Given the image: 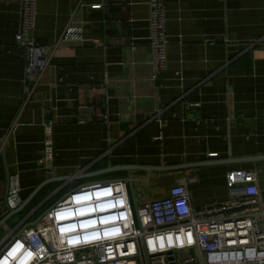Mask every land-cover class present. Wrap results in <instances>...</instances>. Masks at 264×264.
Listing matches in <instances>:
<instances>
[{
  "label": "crops",
  "instance_id": "crops-1",
  "mask_svg": "<svg viewBox=\"0 0 264 264\" xmlns=\"http://www.w3.org/2000/svg\"><path fill=\"white\" fill-rule=\"evenodd\" d=\"M162 1L168 64L153 80L150 0H37L47 64L25 101L21 0H0V201L17 193L0 243L65 192L109 179L127 183L136 207L195 177L188 188L203 207L240 194L227 174L252 169L264 198V161H243L264 155V0ZM47 110L55 175L40 161Z\"/></svg>",
  "mask_w": 264,
  "mask_h": 264
},
{
  "label": "built area",
  "instance_id": "built-area-1",
  "mask_svg": "<svg viewBox=\"0 0 264 264\" xmlns=\"http://www.w3.org/2000/svg\"><path fill=\"white\" fill-rule=\"evenodd\" d=\"M149 3L150 63L152 78L158 80L168 64L166 12L162 0ZM36 18L37 0H21L15 39L26 55L25 101L47 64L44 46L33 34ZM49 112L40 161L55 175L54 122ZM99 116L109 120L106 113ZM87 121L85 113L78 118L80 124ZM195 180L183 178L165 196L136 207L124 180L77 186L41 213L34 212L33 219L24 218L12 228L4 224L9 229L0 243V264H264V198L257 171L231 170L228 184L243 191L227 202L203 207L194 205L188 188ZM16 194L14 190L0 201V218L16 207Z\"/></svg>",
  "mask_w": 264,
  "mask_h": 264
},
{
  "label": "water",
  "instance_id": "water-1",
  "mask_svg": "<svg viewBox=\"0 0 264 264\" xmlns=\"http://www.w3.org/2000/svg\"><path fill=\"white\" fill-rule=\"evenodd\" d=\"M258 160H261V161H264V155H261V156H254V157H250V158H245L243 161H258ZM202 165V164H200ZM186 166H171V170L173 169H180V168H185ZM126 167H124L123 169H125ZM111 170H108V171H114L116 170V167H112L110 168ZM145 170L147 171H152V170H158V169H152V168H144ZM163 170V169H162ZM262 174H259V176H261ZM40 188V186L38 188H36L34 190L33 193H35L38 189Z\"/></svg>",
  "mask_w": 264,
  "mask_h": 264
},
{
  "label": "rangeland",
  "instance_id": "rangeland-1",
  "mask_svg": "<svg viewBox=\"0 0 264 264\" xmlns=\"http://www.w3.org/2000/svg\"><path fill=\"white\" fill-rule=\"evenodd\" d=\"M136 197L139 199V187H137L136 189ZM144 202H142L141 204H138L139 206L142 205ZM46 209V207L44 208Z\"/></svg>",
  "mask_w": 264,
  "mask_h": 264
}]
</instances>
